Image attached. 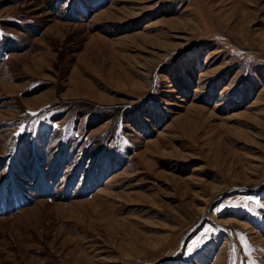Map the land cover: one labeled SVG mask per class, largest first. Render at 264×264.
<instances>
[{"label": "rangeland", "instance_id": "374dc122", "mask_svg": "<svg viewBox=\"0 0 264 264\" xmlns=\"http://www.w3.org/2000/svg\"><path fill=\"white\" fill-rule=\"evenodd\" d=\"M0 264H264V0H0Z\"/></svg>", "mask_w": 264, "mask_h": 264}, {"label": "snow or ice", "instance_id": "6c2138e0", "mask_svg": "<svg viewBox=\"0 0 264 264\" xmlns=\"http://www.w3.org/2000/svg\"><path fill=\"white\" fill-rule=\"evenodd\" d=\"M23 131H24V129L21 128V129H20V132H18L17 135H19V134H20L21 132H23Z\"/></svg>", "mask_w": 264, "mask_h": 264}]
</instances>
